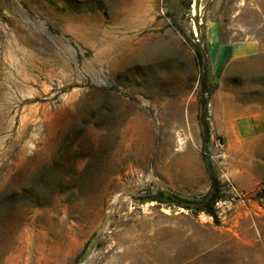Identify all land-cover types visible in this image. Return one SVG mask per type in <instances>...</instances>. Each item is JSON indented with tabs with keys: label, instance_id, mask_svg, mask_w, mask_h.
Wrapping results in <instances>:
<instances>
[{
	"label": "rangeland",
	"instance_id": "obj_1",
	"mask_svg": "<svg viewBox=\"0 0 264 264\" xmlns=\"http://www.w3.org/2000/svg\"><path fill=\"white\" fill-rule=\"evenodd\" d=\"M0 264H264V0H0Z\"/></svg>",
	"mask_w": 264,
	"mask_h": 264
},
{
	"label": "crops",
	"instance_id": "obj_2",
	"mask_svg": "<svg viewBox=\"0 0 264 264\" xmlns=\"http://www.w3.org/2000/svg\"><path fill=\"white\" fill-rule=\"evenodd\" d=\"M253 47H254V46L250 47V49H251V50H254V48H253ZM257 47L259 48V45H258V46H256V48H257ZM258 48H257V50H258Z\"/></svg>",
	"mask_w": 264,
	"mask_h": 264
},
{
	"label": "trees",
	"instance_id": "obj_3",
	"mask_svg": "<svg viewBox=\"0 0 264 264\" xmlns=\"http://www.w3.org/2000/svg\"><path fill=\"white\" fill-rule=\"evenodd\" d=\"M210 197H211V198H213V196H212V195H209L207 198L209 199ZM205 200H206V199H205Z\"/></svg>",
	"mask_w": 264,
	"mask_h": 264
},
{
	"label": "bare ground",
	"instance_id": "obj_4",
	"mask_svg": "<svg viewBox=\"0 0 264 264\" xmlns=\"http://www.w3.org/2000/svg\"><path fill=\"white\" fill-rule=\"evenodd\" d=\"M35 81V80H34ZM47 88V87H46ZM48 89V88H47ZM29 91V90H28ZM25 94V93H24ZM30 95V94H29ZM25 96V95H24ZM23 97V96H22Z\"/></svg>",
	"mask_w": 264,
	"mask_h": 264
}]
</instances>
